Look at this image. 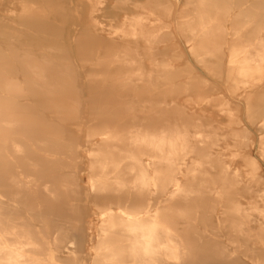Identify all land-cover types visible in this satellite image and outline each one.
Masks as SVG:
<instances>
[{
    "label": "bare ground",
    "instance_id": "1",
    "mask_svg": "<svg viewBox=\"0 0 264 264\" xmlns=\"http://www.w3.org/2000/svg\"><path fill=\"white\" fill-rule=\"evenodd\" d=\"M245 1L89 0L77 47L74 0H0V264H264V38L241 41ZM221 35L233 107L169 55L222 79Z\"/></svg>",
    "mask_w": 264,
    "mask_h": 264
},
{
    "label": "rangeland",
    "instance_id": "2",
    "mask_svg": "<svg viewBox=\"0 0 264 264\" xmlns=\"http://www.w3.org/2000/svg\"><path fill=\"white\" fill-rule=\"evenodd\" d=\"M255 0H246L244 2V4H239V5H232V7H234V12H236L238 14V12L242 9H248L249 13L247 17H243L239 20V22L236 23L237 26H241L240 28H243L242 31V38L241 41H252L255 38H264V0L259 1V4L254 5L253 2ZM19 2V1H18ZM24 2V1H23ZM143 2L144 0H135L134 2H132L131 0H129V3H127V5H130V8L132 9H138V11H141L142 7H143ZM25 3H27L25 1ZM255 3V2H254ZM19 6H21V2L18 3ZM17 4V5H18ZM81 4V5H80ZM16 5V6H17ZM183 4L180 6L182 7ZM22 7V6H21ZM45 7V6H44ZM77 7L78 9L82 8L81 11L78 10L77 13ZM88 9H89V0H74V3H72V9L67 11L68 14V23L65 25V29L69 28V26L72 23H75L76 27L83 29V31H81L80 33H78V35H80L79 39H78V46L80 47L82 46V43H86L88 41L93 40V34L91 31H87L86 30V26L90 24V21L88 19ZM61 10V9H60ZM59 10V11H60ZM176 10V9H175ZM258 11L257 15L255 13V11ZM103 11H99L98 16L100 18H98L99 21H101L103 23V25H105L106 23L108 24L109 22V18L105 17V14H102ZM21 14V11L18 12V15ZM94 16H97L96 13H94ZM243 26V27H242ZM232 37L230 35L228 36H224L221 35V37L219 38V40L223 43L222 47V53H218V54H211L208 55V61L209 63L206 64L208 66H212L215 67V74H218V69L222 67L221 70V74H222V79L218 78L216 75H214L213 73H209L207 70H205L203 67H201L200 64H198L194 57L190 55V52L187 51L183 46L180 47L179 49H175L172 48V50H169V55H171L174 58L173 64L176 68V70L179 72V74H181V77L179 78V81H187V76L186 74H191V76L193 75H201L204 78H206L207 80L210 81V83L212 84H221L220 85V95L215 92V91H211V89L209 87H207V89L205 90L207 95L211 96L212 98H217L221 96V99H227L230 101L231 106L233 107L235 105L236 102V98L237 95L233 94L234 96H230L229 92H228V88L226 86V81H227V74H226V69H227V64H226V57L228 55V50H227V45L229 44V42L231 41ZM77 38L75 39L76 42ZM177 42H179L181 44V39L179 37H177L176 39ZM218 41V40H217ZM182 45V44H181ZM76 48V47H75ZM93 48L89 47L88 49H86L85 55L88 56L91 53V50ZM77 50V48H76ZM97 48L94 49V52H96ZM221 57H223V60L221 62ZM81 59L82 58H78L77 64L81 65ZM228 82V81H227ZM220 99V98H219ZM219 100L220 102H222V100ZM218 103V101H214V99H210L209 98V103H208V108H210L211 106H216ZM193 105L195 106V104L193 103ZM206 105V104H205ZM207 108V107H206ZM210 110V109H209ZM213 111L212 112V117L214 120H217L215 114H216V109H211ZM205 125V124H204ZM216 125V126H215ZM218 123H210V126L205 125L206 128L212 130V131H220V129H218L217 127ZM235 128V127H234ZM254 133L257 135L258 138V133L256 132V129H254ZM258 145V144H257ZM256 151H254L255 153Z\"/></svg>",
    "mask_w": 264,
    "mask_h": 264
}]
</instances>
